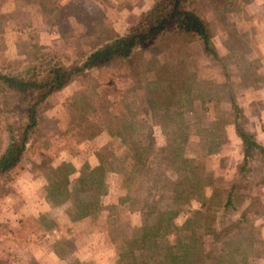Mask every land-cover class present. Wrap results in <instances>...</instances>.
<instances>
[{
	"label": "trees",
	"instance_id": "1",
	"mask_svg": "<svg viewBox=\"0 0 264 264\" xmlns=\"http://www.w3.org/2000/svg\"><path fill=\"white\" fill-rule=\"evenodd\" d=\"M12 1L14 9L0 14V33L6 21L28 26L23 10L38 5L43 22L55 27L61 38H77L79 59L70 65L55 59L45 61V55L37 56L33 51L36 46H32L31 51H19L25 62L33 63L24 75L0 70V128L9 134L0 151V182L21 168L42 113L52 106L54 95L74 81L84 87L88 82L89 90L77 92L64 105L69 117L65 133L71 130L73 136L90 140L106 132L120 148L118 152L103 148L97 166L84 165L74 190L69 188V178L75 173L70 163L55 167L49 161L32 164L40 169L51 200L68 204L71 222L101 210L112 212L125 204L129 213H139L142 223L136 233L128 234L132 228L127 220L118 225L115 218L111 220L107 231L117 247L115 264H249L259 243L251 216L261 213L263 205L259 197L246 193L247 184L242 181L246 180L250 158L259 156L264 163V146L243 129L236 95L247 82L264 84V73H257L258 59L241 56L252 49L245 48L247 44L233 29L235 25H230L228 34L241 52L236 61L239 81L233 80L235 76L218 54L210 23L189 8V0H154L139 22L123 35L102 13L90 16L79 0L66 6L60 5L61 0ZM70 17L85 27L78 37L68 24ZM82 40L86 49L79 44ZM195 42L224 71L225 82L200 77L191 50ZM123 67L128 71L126 76L119 75ZM104 72L110 77L103 83ZM119 78H127L129 86L117 95L111 97L99 90ZM221 105L228 106L229 111L225 113ZM212 111L217 117L209 120ZM188 113L194 115L202 156L219 153L225 128L234 127L244 146L243 163L234 180L220 182L196 159L186 156ZM154 128L164 137L161 147L156 146ZM107 173L118 179L121 195L117 205L103 206L100 202L109 187ZM194 202L199 205L197 209L191 207ZM236 212L239 216L225 224ZM182 213L188 216L177 226L175 221ZM174 234L175 241H171ZM65 244L63 240L54 243V253L60 259L69 251L57 250V245ZM70 264L86 263L75 260Z\"/></svg>",
	"mask_w": 264,
	"mask_h": 264
},
{
	"label": "rangeland",
	"instance_id": "2",
	"mask_svg": "<svg viewBox=\"0 0 264 264\" xmlns=\"http://www.w3.org/2000/svg\"><path fill=\"white\" fill-rule=\"evenodd\" d=\"M73 1L75 0H61L60 5L66 6ZM78 2L90 16L97 12L102 13L109 25L118 34L123 35L139 22L142 15L151 8L154 0H79ZM189 3L190 9L210 23L214 32L212 42L218 54L227 63L228 71L235 76L234 81H239L241 75L236 64L237 55L241 52L234 47L229 37L231 24L235 25L233 29L236 33L243 36L241 40L247 44L245 48L252 49L249 53H242L241 56L248 60L258 59L260 67L257 73H264V0H189ZM13 9L12 0H3L0 3V14H7ZM23 11L27 15L25 17L28 19V26L18 24L15 20L2 24L3 31L0 33L2 72L24 75L33 63L25 62L19 51L24 48L31 51L32 46H36L33 51L38 52L37 56L45 55V61L55 59L54 61L70 65L79 59L77 38L70 40L61 38L55 27L43 22L38 5H31ZM22 21L25 23L24 20ZM68 24L74 29L77 37L85 28L73 17L68 19ZM79 44L85 47L84 40ZM191 50L202 79L225 82L224 71L212 58L203 54L199 42L192 43ZM119 73H121L119 75H128L125 67L121 68ZM109 77L110 74L104 72L101 74L100 82L104 83ZM128 86L127 78H119L112 85L100 87L99 90L113 97ZM90 88L91 84L88 82L84 87L79 81H74L54 95L52 106L42 113V122L32 136L31 147L21 161V168L12 171L0 182V264H70L75 260L86 264H115L117 247L109 238L107 231L113 224L111 220L115 218L116 225L127 220L132 228V232L130 230L128 234L136 233L140 227L142 223L140 214L129 213L126 204L117 206L112 212L101 210L85 221L71 222L66 212L68 204H55L51 200L40 169L32 167V164L38 165L42 161H49L54 167L62 163H70L75 173L69 178V188L74 190L81 168L84 165L97 166V156L103 154V148L119 151L118 142L111 139L106 132H99L90 140H81L73 136L71 130L65 133L69 128L65 103L77 92ZM257 90H263L264 93L262 81L257 84L253 82L243 84L236 95V103L242 114L243 129L254 134L255 138L258 135L257 142L264 146V134L261 133L264 127V98L262 99L263 94ZM227 107L221 105V110L226 113L229 111ZM208 117L212 120L217 117V112H210ZM185 123L189 133L185 148L186 156L196 159L216 180L223 183L234 180L244 158V146L237 137L234 127L228 125L225 128L226 136L221 141L219 153L202 156L192 113L185 115ZM57 131L58 133L55 134ZM8 135L0 128V151L5 148ZM153 137L156 146L164 145V137L160 129L154 128ZM246 169L244 174L246 180L242 181L243 184H247L246 193L259 197L263 205L261 213L251 216V224L259 243L255 244L254 255L249 264H264V163L259 156H253ZM106 182L109 187L100 202L103 206L117 205V198L121 195L117 176L107 173ZM191 207L197 209L199 205L194 202ZM187 216L186 213L180 214L175 221L176 225L181 226ZM238 216L239 212H236L234 217L225 221V224ZM170 239L175 241V234ZM61 240L66 244L57 245V250L69 251L68 254L65 253L64 259L58 258L53 249L54 243Z\"/></svg>",
	"mask_w": 264,
	"mask_h": 264
},
{
	"label": "crops",
	"instance_id": "3",
	"mask_svg": "<svg viewBox=\"0 0 264 264\" xmlns=\"http://www.w3.org/2000/svg\"><path fill=\"white\" fill-rule=\"evenodd\" d=\"M257 91H259V92H261V94H263V95H262V99H263V98H264L263 90H261V91H260V90H257ZM263 122H264V121H263ZM261 124H262V122H261ZM263 124H264V123H263ZM251 128H252V127H251ZM263 129H264V127L261 129V133H262V134H264ZM249 130H251V129H249ZM252 132H253V131H252ZM256 139L258 140V135H256ZM87 219H88V218H85V219H83V220H81V221H85V220H87ZM69 222H70V221H69ZM85 250H87V248H86ZM85 250H84V251H85Z\"/></svg>",
	"mask_w": 264,
	"mask_h": 264
}]
</instances>
